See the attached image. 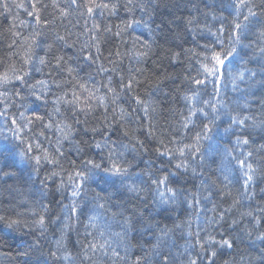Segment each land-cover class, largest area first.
Instances as JSON below:
<instances>
[{"label":"trees","instance_id":"obj_1","mask_svg":"<svg viewBox=\"0 0 264 264\" xmlns=\"http://www.w3.org/2000/svg\"><path fill=\"white\" fill-rule=\"evenodd\" d=\"M34 2L35 0H0V61H3L0 63V71L13 63L17 68L22 67V53L16 57L9 56L12 51L20 52L19 48L8 47L13 39L9 29H13L14 24L16 27L13 30L19 31L22 36H29L34 29L41 33L37 37L39 41V46L35 49L37 62L30 72V83L46 79L51 84L47 67L42 69V73L35 71V68L41 67L38 59L45 55L44 47L48 43L54 45L49 53V59L51 60L55 55L63 56L70 66L77 69L81 82L87 81L89 88H98L99 95L106 93L107 90L102 85L107 83L109 77L112 78L113 87L120 91V75L123 74L124 82L127 83L131 69L132 74L141 80L139 85H134L132 95H139L144 100L152 99L159 104V110L153 118L156 121L157 136L163 135L166 141L172 136L180 137L184 133L181 124L182 118L188 114V105L183 97L190 96L192 91L198 88L186 77H197L200 61L205 54L202 46L206 43L210 44L215 39L211 32H216L221 24L225 27L223 39L227 44L228 36L232 31V17L236 14L234 7H230L233 0H134L132 11L126 7L127 0H96L97 3H116L117 7L114 13L107 9H95L91 17L84 7L86 0H77L76 4H72L71 0H40L38 4L40 15L42 20L48 21V24L37 26L34 18L27 14L32 10L31 6ZM251 2L256 6L258 19L264 21V0H251ZM4 3H7V9L3 7ZM21 3L24 7L17 8L16 5ZM141 6L145 8L144 11H141ZM62 9L67 15L61 16ZM246 14L247 8L241 9L239 16L241 22ZM132 19L142 22L121 32L120 36L114 35L118 25L123 28L122 22ZM189 19L191 23H188ZM21 20L27 22V27L20 25ZM94 22L101 25L100 31L95 34L99 37L102 55L96 52L95 47H84V51L81 52L83 46L94 43L93 33L86 31L92 29ZM254 24L255 21H252L246 38L242 40L243 44L251 43V47L241 49L242 58L229 65V70L233 74L244 72V80H237L234 87L232 76L226 73L219 85L218 97L217 86L213 83L199 86L198 106L205 107L210 116L212 109L203 104L204 100L210 103L216 100L222 101L224 105L221 109L222 113L227 112L240 117L247 115L258 121L264 120V104L261 103L264 100V88L258 83L264 61L256 51ZM105 27H110L111 32H104ZM57 35L65 39L56 40ZM137 36L139 40L135 39ZM20 43L21 41L17 40V44ZM146 43L151 45L150 49H146ZM145 51L147 56L139 57V53ZM174 53H179L178 58L173 59ZM86 55L92 57L100 55V59L92 63L91 60L83 59ZM250 57L253 58L249 59ZM109 60L114 63H109ZM101 65L107 69L115 67L116 71L100 72ZM138 68L143 71L136 72ZM252 72L257 73L254 80L249 79ZM64 76L66 73L59 74L57 78ZM199 78L203 79L202 76ZM68 87L70 88V85ZM52 90L58 94L63 89H56L53 86ZM54 98L52 95L49 96L47 106L39 104V111L45 117L44 123L49 122L47 113L52 108L51 100ZM33 99L29 97L25 103L30 107H36ZM118 105L129 111L137 107L128 94L121 95ZM113 107L117 106L109 105V115L112 114ZM22 110L12 107L9 115L12 113L18 115ZM61 111L64 116H54L53 123L64 118L71 123L70 110L62 107ZM104 112L103 108H98L91 113L87 117L89 126L102 121ZM137 117L142 118L143 112L137 110L132 113L129 127L139 126L142 121L137 120ZM80 118L84 119L83 116ZM143 123L146 124L147 121ZM230 123L229 116L221 115L212 128L211 139L204 142L203 160L197 157L192 162L196 173L194 174L190 167L186 173L171 177L169 186L178 193L176 204L160 206L156 203L158 197L155 191L156 185L151 184L147 175L137 174L146 172L150 165L155 177L175 169L171 166L161 168V159H158L153 151L157 146L156 140L148 137L147 128H140L136 135L148 145L149 151H141L137 154L132 151L134 141L123 136L119 126L114 124L113 130L109 133L111 139L117 140L118 144L129 145L126 151L118 147V151L125 152L123 159L131 165L129 172L132 179L127 183L135 181L140 184L141 180L147 181L146 184L140 185L145 190L137 197L121 187L119 181L116 182L115 187H111L97 180L96 183L86 185L87 195L76 198L80 213L78 216H73L71 182L68 180L69 173L73 171L70 160L76 159L77 165L82 168L81 162L84 159L92 158L99 162L107 157V152L101 153L93 148L88 150L86 155L78 157L75 145L65 141L64 156L60 157L59 164L54 166L42 161L37 172L33 162L20 160L17 155L20 149L14 147L17 142L12 137L10 120L5 122L4 117H0V152L3 153L0 154V215L20 221V224L13 228L7 227L6 223L0 221V264H136L137 257L141 258L140 264H163L165 255L169 257V264H185L189 254L192 258H196L197 253L200 252L197 246L185 253L188 242L195 241V233L198 231L201 236L211 233L219 240L223 235V238L233 242L232 249H223L215 258L216 264H225V261L229 264H248V259L259 255V250L264 248V243L256 239L260 232H264V211H261L264 209V192H261L264 188V147H261L264 145V129L249 128L245 134L250 137V143L238 146L235 144V135L225 132ZM75 127L79 129L75 136L77 141L82 138L89 140L93 138L91 133L83 137V125ZM196 130L199 129H193L185 139V143L191 142V135H194ZM41 131H44L45 135H38ZM238 134L240 133H236ZM21 135L32 142L34 154H42L35 148L37 142L50 153L55 152L57 133L54 127L50 130L44 129L43 124L36 122L31 131L25 129ZM95 139L99 140L101 137L96 136ZM226 149L232 150L231 155H228ZM249 151L253 155L247 162L257 166L260 172L257 174L255 184L249 189L254 191V195L239 197V193L244 189L237 161L232 159V156L244 159ZM105 163L107 164V161ZM53 171L57 175L48 179ZM8 172L13 175H4ZM225 176L228 180H225ZM61 181L65 186L58 192L57 185ZM226 184L227 188L224 187ZM100 188L112 194L106 202V210L96 208L93 200L95 195L93 189L99 191ZM228 191H231V196H221V192ZM189 193L196 195L194 197L189 195L188 200L198 199L199 205L193 203L189 207L185 199ZM234 198H239L240 204L226 212L225 209L233 204ZM44 205H48L47 210ZM214 206L215 210H213ZM247 212H251L252 215H242ZM41 214L46 217V231L34 223ZM94 214L99 215L95 227L88 221V217ZM221 214L224 219L219 224L209 225V218L219 219ZM126 218L130 220V224L125 223ZM233 220L236 221L235 224L232 223ZM257 220L260 221L259 224L256 223ZM65 223L68 224L66 229ZM177 223L181 224L180 228H174ZM165 226L173 230L158 243V229H163ZM101 231L104 233L103 237L100 236ZM249 231L252 232L251 237L247 235ZM189 232L193 234L191 237L188 235ZM117 233L120 235L117 236ZM57 241L63 245L59 250H57ZM95 241L99 243L108 241L110 247L106 250L98 249L95 253L89 251L90 258L85 259L84 245ZM113 248L117 249L120 257L125 259L113 257L111 255ZM53 251H57L59 259L50 255ZM182 253L185 254L181 255ZM66 255L68 259L64 258ZM200 255L204 258L198 261V264H209L206 256L203 253ZM252 264L258 262L253 261Z\"/></svg>","mask_w":264,"mask_h":264},{"label":"snow or ice","instance_id":"obj_2","mask_svg":"<svg viewBox=\"0 0 264 264\" xmlns=\"http://www.w3.org/2000/svg\"><path fill=\"white\" fill-rule=\"evenodd\" d=\"M39 2L40 0H35L31 6L32 10L28 11L27 14L28 16L34 18L35 25H47L48 21L42 20L41 18L40 7H38ZM71 3L76 4L77 0H71ZM133 4L134 0H127L126 7L129 11L133 10ZM3 7L7 9V3H4ZM16 7L23 8L24 5L21 3L17 4ZM84 7H86L87 13L91 17L95 9H107L114 13L117 5L116 3H97L96 0H86ZM230 7H234L236 14L232 17V31L228 36V43H224L223 34L225 32V27L223 24H221V27L216 32H211V35L215 39L210 44L206 43L202 46L205 49V54L203 55V60L200 61V69L197 70V77H186V79L191 80L195 85H197L198 88L197 90L192 91L190 96L186 95L183 97L186 104L188 105V114L182 118L181 124V128L184 130V133L180 137L172 136V138L168 139L167 141L164 139L163 135L157 136L156 133V121L153 117L159 110V104L155 100H144L139 95H132L134 85H139L141 80L136 75L132 74L131 69H129V78L127 83L124 82L123 74L120 75V91H117V89L113 87L112 78L109 77L107 83L102 85L104 88H106V93L104 95H99L98 88H89L87 81L81 82V78L77 69L70 66L68 64V60H65L63 56L55 55L51 58V60L49 59V53L51 52L54 45L53 43H48L44 47L45 55L40 56L38 59V63L41 67L35 68V71L42 73V69L47 67L48 75L51 78V84L46 79H40L36 80L34 83H30V72L32 71L34 64L37 62L35 57V49L39 46L37 37L40 36L41 33L34 29L33 33H31L29 36H22L19 31L13 30L16 27L15 24L13 25V29H9L13 39L11 40V43L8 45V47L10 49H20V52H10L9 56L16 57L20 56L22 53V67L17 68L15 63H13L11 65H7L3 71H0V105H2V109H0V117H4L5 122L10 120V130L12 131V137L13 140L17 142L14 147L20 149L17 153L20 160L33 162L37 172L40 169L42 161L54 166L58 165L60 162V157L64 156L63 143L65 141L75 145V151L78 157L86 155L87 151L93 148L101 153L105 151L107 152V157L102 158L99 162L92 158L84 159L81 162L83 164L82 168L77 165L76 159L70 160L73 171L69 173L68 180L71 182L70 196L72 198L71 213L73 216H78L80 213V206L76 198L87 195L86 185L89 183H96L97 180H100L104 184H107L111 187H115L116 182L119 181L121 187L126 188L129 193L135 194L137 197H139L140 193L145 190L140 185L146 184L147 181L141 180L140 184L136 183L135 181L127 183L132 179L129 172L131 165L123 159L125 152L118 151V147H122L126 151L129 148V145H121L118 144L117 140L111 139L109 133L113 130L114 124L119 126L123 136L127 137L130 141H134L132 144V151L136 152L137 154H139L141 151H149L148 145L136 135L140 128H147L148 137L154 138L156 140L157 146L153 149V151L155 152L157 158L161 159V168L163 169L171 166L175 169V171L155 177L153 174V168L150 165L146 172L137 174L147 175L151 184L156 185L155 191L158 193L156 203L158 206L176 204L178 193L176 189L169 186L171 183V177L186 173L190 167L192 172L194 174L196 173V168L192 167V162L195 161L197 157L203 160L205 155L203 151L205 147L204 142L211 139L210 133L212 132V128L216 121L221 118V115L230 117L231 123L229 124V127L225 129V132L226 134L231 133L235 135V144L238 146L248 145L250 143V137L245 134L249 128L260 127L264 129V120L258 121L256 118L247 115L240 117L239 115H231L227 112L222 113L221 109L224 107V105L220 100H216L212 103H210L208 100L203 101L205 106L211 107V116L206 111L205 107L198 106L200 102L198 90L199 86H206L209 82L213 83L217 86L216 95L218 97L220 95L219 85L226 73L227 75L232 76L234 87L236 86L237 80H244L245 73L241 72L238 74H233L229 70V65L232 64L233 61L242 58L241 49L251 47V43L243 44L242 40L246 38L252 21H255L253 26L256 29L254 41L256 51L259 53L260 59L264 61V21L258 19V13L255 10V4H253L251 0H233V4L230 5ZM243 8H247V14L244 15L243 22H241L239 20V16L241 15V9ZM144 10L145 8L141 6V11ZM60 14L61 16L67 15L63 9L61 10ZM141 22V20L136 19L122 22L123 28H120L118 25V30L116 33H114V35L120 36L121 32L127 31V29L132 28L133 25H139ZM191 22V19H189L188 23ZM20 25L27 27V22L21 20ZM145 27H147V24H145ZM100 29L101 25L95 22L93 23L92 29H86V31L93 33L92 40L94 43L92 45L83 46L81 48V52L84 51V47H95L96 52L102 55L99 45V37L95 34L98 33ZM103 31L111 32V28L105 27ZM64 39L65 37L63 36H56V40L63 41ZM135 39L139 40L140 38L137 36ZM17 40L21 41L19 45L17 44ZM145 47L146 49H150L151 45L146 43ZM100 55H97L96 57L86 55L83 57V59L85 61L91 60L92 63H96V61L100 59ZM109 55H111V52ZM117 55H119V53H117ZM144 56H147V51L139 53V57ZM178 56L179 53H174L173 59L178 58ZM251 58L253 57H250L249 59ZM105 59H107V57ZM246 62L247 61H245V63ZM0 63H3V61H0ZM109 63L114 62L109 60ZM99 71L115 72L116 68L113 67L112 69H107L101 65ZM142 71V69H136V72ZM64 73H66V76L63 78H57L59 74ZM256 75L257 73L252 72L249 79L254 80ZM201 76L203 79L199 78ZM260 76L261 79L258 81V83L262 88H264V65L261 66ZM209 78H211V80H209ZM157 83H159V81H157ZM69 85L70 88L68 87ZM53 86L56 89L63 90L57 94L53 92ZM122 94L130 95L132 100L135 101V105L137 107L129 111L123 106H119L118 101L120 100ZM50 95L54 96L55 98L51 100L52 108L47 113L49 122L44 123L45 117L39 111V104L47 106L49 104L48 98ZM29 97L34 98L33 103H36V107H30L27 103H25ZM261 103L264 104V100H262ZM110 104L117 106L112 108L111 115L108 114V108ZM12 107L23 110L19 111L18 115L16 113L9 115ZM62 107L70 110V117L72 120L71 123L68 122L67 118L58 119L55 123H53L54 116H64V113L61 111ZM98 108H103L105 110L102 121L96 123L93 126H89L87 117L91 113L95 112ZM137 110L143 112L142 118L137 117V120H141L142 122L138 127H129L128 125L130 124V117L132 113L136 112ZM81 116H83L84 119H81ZM143 121H147V123L145 124ZM36 122L43 124L44 129L50 130L53 127L55 128L57 136L54 153H50L48 149L42 148L37 142L35 144V148L42 154H34L32 142L26 140L25 137L21 135L25 129L31 131L32 126ZM74 125H83V137H87L88 134L91 133L93 138L91 140L82 138L80 141H77L75 136L79 132V129ZM197 128L199 130H196L194 135H191V142L185 143V139L188 138L193 129ZM236 133L240 134L236 135ZM38 135L43 136L45 133L44 131H41L38 133ZM96 136H100L101 139L96 140ZM21 145H26V147L21 148ZM261 147H264V145H261ZM226 152L228 155H231L232 150L226 149ZM0 154L3 153L0 152ZM252 155L253 153L249 151L244 159H238L236 156H232V159L237 161L242 178V187L244 189L243 192L239 193V197H243L245 195L252 197L254 195V191H249V189L255 184L256 177L260 172V169L257 166H254L252 163L247 162L248 158ZM105 161H107V164ZM4 175L10 176L13 175V173L8 172L4 173ZM55 175H57V173L53 171L47 178L51 179V177ZM225 180H228L227 176H225ZM229 183H231L230 180ZM64 186V182L61 181V183L57 185L56 190L60 192ZM224 187L227 188V184L224 185ZM93 191L95 192L93 197L95 207L106 210V202L111 198L112 194L110 192H106L104 188H100L99 191L93 189ZM261 192H264V188L261 189ZM189 195L194 197L196 194L189 193L185 196L189 207H191L193 203L199 205L200 201L198 199L188 200ZM231 195V191H228L227 193L221 192L222 197ZM238 204H240V199L234 198L233 204L228 209H225V211H231L232 207ZM44 208L47 210L48 205H44ZM213 210H215V206ZM261 211H264V209H261ZM33 214L35 215V213ZM113 215H116V213H113ZM242 215L251 216L252 213L247 212L242 213ZM98 218V214L90 215L88 217V221L93 227H95V222L98 220ZM67 219L68 218H66V220ZM223 219V214L219 216V219L216 217L209 218V225L219 224ZM0 221L6 223L7 227L9 228H13L14 226L20 224L19 220L6 218L3 215H0ZM34 223L42 230H47L45 215L41 214L39 218L34 221ZM125 223L130 224V220L126 218ZM232 223L235 224L236 221L233 220ZM256 223L259 224L260 221L257 220ZM180 227L181 224L179 223L174 225V228ZM64 228H68L67 223L64 224ZM172 230V228H167V226H165L163 229H158V243L159 241L166 238L169 232ZM88 235L92 234L88 233ZM103 235L104 233L101 231L100 236L103 237ZM116 235L119 236L120 234L117 233ZM188 235L191 237L193 234L189 232ZM247 235L251 237L252 232H247ZM256 239L264 243V232H260ZM62 246L63 245L61 242L57 241V250H59V248ZM197 246L199 247L200 252L197 253L196 258H192V256L189 254L185 264H198V261L204 258L200 255V253H203L204 256H206L209 264H216L215 258L220 254V252L225 248L232 249L234 244L231 240L223 238V235H221V239L217 240L211 233L201 236V233L198 231L195 233V241L193 242L190 240L188 242L185 253H188L189 249L195 248ZM108 247H110L108 241H105L104 243H99V241L88 242L84 245V258H90L88 255L89 251L95 253L98 249L106 250ZM185 253H182L181 255H184ZM26 254L27 253H24V255ZM105 254H107V251H105ZM50 255L56 259H59L57 251L51 252ZM111 255L119 259H125V257H120L119 252L115 248L112 249ZM157 255H160V253H157ZM64 258L68 259V256L66 255ZM140 261L141 258L137 257L136 264H140ZM253 261H257L258 264H264V248L259 250V255L250 257L248 259V264H252ZM163 264H169V257L167 255H165L163 258ZM225 264H229V262L225 261Z\"/></svg>","mask_w":264,"mask_h":264}]
</instances>
